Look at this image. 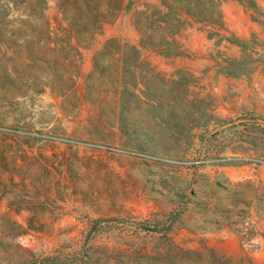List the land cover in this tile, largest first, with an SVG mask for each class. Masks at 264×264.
I'll list each match as a JSON object with an SVG mask.
<instances>
[{
    "label": "rangeland",
    "instance_id": "374dc122",
    "mask_svg": "<svg viewBox=\"0 0 264 264\" xmlns=\"http://www.w3.org/2000/svg\"><path fill=\"white\" fill-rule=\"evenodd\" d=\"M164 1L0 0V264H264V0Z\"/></svg>",
    "mask_w": 264,
    "mask_h": 264
},
{
    "label": "trees",
    "instance_id": "16d2710c",
    "mask_svg": "<svg viewBox=\"0 0 264 264\" xmlns=\"http://www.w3.org/2000/svg\"><path fill=\"white\" fill-rule=\"evenodd\" d=\"M170 1L176 2L180 6L173 7L167 3L166 7L168 11L167 13L164 14L163 20L162 19L160 20L162 29H168V31L170 32L168 38L176 35L179 32L182 24L185 23L188 24V22L191 21L195 23H201L205 25H215V26L221 23L220 20L222 19V13L220 11V5L222 4V1L225 0H215L216 3L215 6L212 5L213 0H170ZM251 4L252 3H250V5ZM172 19H174L176 22H181L183 20V23L181 22V25L175 26L171 29L169 28V26ZM168 42H169L168 40L165 41L166 45L169 44ZM65 45L66 46L62 52L65 55L63 54L64 56L61 59L54 62L59 67V71L62 72L61 77H64L63 75L68 74L69 71L68 69L71 66V60L69 58V55L73 50V46L70 40L67 41Z\"/></svg>",
    "mask_w": 264,
    "mask_h": 264
}]
</instances>
